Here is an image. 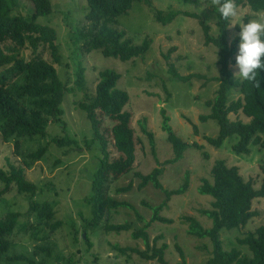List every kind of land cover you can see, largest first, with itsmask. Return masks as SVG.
Masks as SVG:
<instances>
[{
  "label": "rangeland",
  "instance_id": "obj_1",
  "mask_svg": "<svg viewBox=\"0 0 264 264\" xmlns=\"http://www.w3.org/2000/svg\"><path fill=\"white\" fill-rule=\"evenodd\" d=\"M212 2L213 0H151L150 7L142 1H134L128 13L118 16L113 26L124 31L125 36L134 44H140L144 39L149 44L143 56L128 61L104 57L99 51H87L83 47L84 40L75 38L76 33H87L89 28L85 19L88 11L86 0H51L52 12L37 17V22L56 30L62 64L55 63V67L62 78L69 72L72 78L69 87L73 90L66 93L63 99L62 122L50 121L44 137H12L7 141L0 138V166L4 169H9L10 163L26 166L25 155L39 145H46L47 151L43 159L31 163V166L27 165L25 175L38 186L33 199L47 201L55 211V220H60L61 225L54 230L41 226L45 231L38 238L34 236L35 230L30 226L26 230L15 232L11 236L12 251L33 256L35 246L49 244L52 256L35 255L36 261L46 259V264H159L155 260H145L135 253H131L129 258L119 253L114 245L140 249H145V245L141 239L132 238L130 231L106 232L103 226L107 223L128 222L132 229H138L149 221L152 211L142 201L158 204L165 195L151 184L139 189V179L134 176V172L147 174L155 167H162L160 181L165 189L172 190L181 186L185 174L189 177V187L183 195L172 196L161 211V215L173 219L172 223L155 221L147 228L150 239L162 235L157 244H167L165 258L171 264L181 260L176 245L182 248L187 264L206 261L212 249L210 241L188 234L187 225L180 221L181 216H194L204 227L210 226L211 221L199 211L210 207L211 197L199 194L197 188L202 178L211 179L212 165L218 159L224 160L228 166H236L244 180L251 181L255 189H260L264 183V150L259 145L250 144L248 154L235 153L232 146L238 140L236 134L227 137L219 148L206 141V136L216 137L218 134L215 120L199 119L200 115L210 112L205 101L214 96L218 87V81L215 80L219 76L217 48L204 43L203 30L196 18L179 15L164 25L156 21L154 14L156 10L194 13L209 25L210 33L216 35L214 9L208 7L203 10V7L212 5ZM200 5L201 9L192 7ZM33 12V3L29 0H19L13 10V14H20L26 20L31 18ZM261 12L264 11L254 12L248 6H239L238 16L232 18L230 23L237 25L241 19L245 22L244 17L254 19ZM238 31L237 26L229 28L228 41ZM43 55L49 62H53L47 49L43 50ZM25 57H30L29 51L25 52ZM169 63L181 75L201 74L204 77H191L188 82L178 81L169 74ZM79 66H83L85 70V90H79L75 85ZM230 67L233 73L237 70L235 64ZM105 68L113 69L121 75L117 87L129 94L125 109L131 113V126L136 137L133 170L111 183L110 194L117 200L129 202L134 210L126 207L113 209L108 219L104 218L101 223L93 226L87 223L92 214L85 196L90 193V175L97 165L100 150L96 141L90 142L91 147H87L84 138L91 136L90 123L85 112L76 103L83 100L85 94L90 97L95 93L99 71ZM236 78L239 79L238 76ZM239 94L235 87L229 92L228 99L236 98ZM162 111L169 117V124L177 136L190 145H200L189 146L182 157L173 163H166L174 153L167 134L162 129ZM229 118L248 121L240 112L230 113ZM142 123L152 133V141L142 130ZM103 124L110 128L112 123L104 119ZM193 124L197 127V133L194 132ZM64 135L78 141V147L67 148L51 141L53 137L61 138ZM108 138L113 158L117 156V152L112 146L111 138ZM129 182H132L129 191L116 193L117 187ZM2 188L3 184L0 182V216L8 211L19 212L21 223L28 221L32 226L38 227L40 224L36 225L34 216L28 213L29 196L18 193L14 185L10 191L1 192ZM251 209L256 214L245 226L220 231L225 250L238 248L242 253L251 255L247 247L238 244L237 239L264 225V197L253 199ZM135 210L143 216V220L137 217ZM86 236L91 247L85 241ZM56 255L63 257L62 260H57Z\"/></svg>",
  "mask_w": 264,
  "mask_h": 264
},
{
  "label": "trees",
  "instance_id": "obj_2",
  "mask_svg": "<svg viewBox=\"0 0 264 264\" xmlns=\"http://www.w3.org/2000/svg\"><path fill=\"white\" fill-rule=\"evenodd\" d=\"M33 3L34 12L29 20L20 14H13L19 0H0V138L7 141L9 138L44 137L46 126L50 121L62 122L64 114L62 102L66 93L72 92L69 87L72 80L69 72L64 78L60 76L55 63L62 64L59 46L57 44L56 30L46 24L37 22V17L46 16L52 12L51 0H29ZM88 11L85 19L89 24L87 33L79 31L75 34L77 40H84L83 47L87 51H99L104 57H113L121 61H128L143 56L148 49V40L134 44L125 32L113 26L116 18L127 14L136 0H86ZM152 6L151 0H139ZM222 2V0H221ZM237 7L248 6L254 12L264 11V0H234ZM215 12V11H214ZM155 19L161 24H168L179 15L196 18L203 30L204 43L215 46L219 65L218 87L212 98L205 101L210 108L208 114L200 115L201 121L213 119L218 125L216 137L206 136V141L219 148L223 141L233 135L238 140L232 149L237 154H248L249 145H259L264 150V72L259 75L260 87H255L247 81L234 78L230 65L235 64L237 52L236 36L228 41L230 21L222 20L216 13L217 34L210 33V27L194 13L179 10L162 12L155 11ZM247 22V17H244ZM225 28V29H224ZM238 28V26H237ZM221 35L218 39L219 33ZM47 49L53 62H49L43 55ZM29 51L30 57H25ZM169 74L178 81L188 82L191 77H204L201 74L181 75L175 66L169 63ZM85 70L79 66L76 70L75 85L79 90H85ZM121 75L110 68L101 69L92 96L84 95V99L76 103L78 108L85 112L90 123L91 136L84 138L87 147L90 142L99 144L100 155L96 167L92 170L90 180V193L85 196V202L90 206L91 218L88 225H97L109 217L113 209L126 207L134 210L129 202L117 200L110 194V185L134 167L136 137L131 126V113L125 109L129 101L128 92L117 87ZM238 88L240 94L236 98L228 99L229 92ZM242 113L248 118L247 122L240 119L231 120L229 114ZM162 129L167 134V140L172 146L174 156L166 163L178 161L189 146L200 147L197 143L190 145L182 140L173 131L169 124V117L164 111ZM104 119L112 123L110 128L103 124ZM142 123V130L152 141V133L148 132ZM194 132L197 127L193 124ZM117 152L111 157L109 151V138ZM52 142L67 148H77L78 141L68 135L61 138L53 137ZM74 146V147H73ZM47 151L46 145H39L25 155V165L43 159ZM154 153V151H152ZM24 165H13L9 169L0 166V182L3 184L1 192L10 191L14 185L17 192L29 196L28 213L35 218L36 225L28 221L21 223L20 213L8 211L0 216V264H46V259L36 261L35 255L45 254L52 256L50 245L35 246L33 256L26 253L12 251L11 236L15 232L26 230L28 226L35 230L34 236L45 231L42 227L54 230L61 225L55 220V211L47 201H37L33 196L38 186L27 179ZM211 179L202 178L197 190L199 194L211 197L210 207L200 209V213L210 221L209 227H204L194 216L182 215L180 221L187 225L188 234L197 238H207L211 243V253L204 263L197 264H264V225L254 231L248 232L243 238H238L239 245L247 247L251 255L244 254L238 248L225 250L220 239L222 229L243 227L256 214L251 209L253 199L264 197V183L260 189H255L251 181H246L240 175L236 166H228L222 159L214 162L211 168ZM162 167H155L149 173L134 172L139 179L138 188L142 189L151 184L155 189L162 190L165 198L158 204L142 201V204L152 211L149 221L138 228L132 229L130 223L104 224L106 232L120 233L130 231L134 239H141L145 249L137 247L114 245L118 252L129 258L131 253L137 254L145 260H155L159 264H171L165 258L166 243L158 246L157 242L162 235L152 240L147 228L155 221L172 223L173 219L161 215L172 196L183 195L189 187V177L185 174L181 186L176 189H165L160 181ZM132 188V182L117 187L116 193L126 192ZM136 211V210H135ZM137 217L143 220L136 211ZM42 226V227H41ZM86 232V229L85 231ZM45 234V233H44ZM85 241L91 247L86 236ZM181 260L176 264H187L185 255L179 245L175 246ZM57 260H62L56 255ZM139 264V263H135Z\"/></svg>",
  "mask_w": 264,
  "mask_h": 264
},
{
  "label": "clouds",
  "instance_id": "obj_3",
  "mask_svg": "<svg viewBox=\"0 0 264 264\" xmlns=\"http://www.w3.org/2000/svg\"><path fill=\"white\" fill-rule=\"evenodd\" d=\"M192 7L201 9L202 6ZM208 7L213 8L215 14L218 13L219 17L225 21H231L232 18L238 16L234 0H222V2L221 0H213L212 5L203 7V10ZM232 26L239 27L236 36L237 52L235 55L237 70L233 76L234 78L238 76L241 81H247L255 87H260L259 75L264 72V12L258 13L254 19H249L247 22L241 19L237 25L230 23L225 28ZM220 35L221 32L218 39Z\"/></svg>",
  "mask_w": 264,
  "mask_h": 264
}]
</instances>
